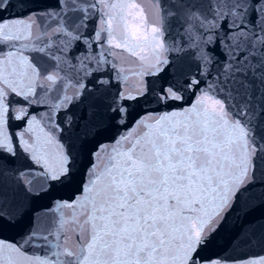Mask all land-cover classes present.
Returning a JSON list of instances; mask_svg holds the SVG:
<instances>
[{
  "label": "snow or ice",
  "instance_id": "obj_1",
  "mask_svg": "<svg viewBox=\"0 0 264 264\" xmlns=\"http://www.w3.org/2000/svg\"><path fill=\"white\" fill-rule=\"evenodd\" d=\"M143 4L0 0V264H264V0Z\"/></svg>",
  "mask_w": 264,
  "mask_h": 264
},
{
  "label": "water",
  "instance_id": "obj_2",
  "mask_svg": "<svg viewBox=\"0 0 264 264\" xmlns=\"http://www.w3.org/2000/svg\"><path fill=\"white\" fill-rule=\"evenodd\" d=\"M143 6L146 8V9H149L151 7V4H150V0H144V4Z\"/></svg>",
  "mask_w": 264,
  "mask_h": 264
}]
</instances>
